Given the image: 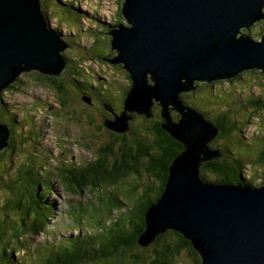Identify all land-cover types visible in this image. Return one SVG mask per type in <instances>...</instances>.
<instances>
[{
	"label": "water",
	"instance_id": "obj_1",
	"mask_svg": "<svg viewBox=\"0 0 264 264\" xmlns=\"http://www.w3.org/2000/svg\"><path fill=\"white\" fill-rule=\"evenodd\" d=\"M121 15L126 25L107 33L117 53L109 62L127 71L131 86L118 115L103 104L114 117L104 125L124 134L131 113L149 119L157 103L160 127L182 146L168 165L160 198L145 211L138 246L146 248L171 230L190 242L200 264H264V182L253 187L203 182V164L223 157L211 147L219 129L178 96L193 90L196 81L264 71V0H124ZM260 21L259 39L241 31ZM68 47L47 25L40 0H0V91L22 73L58 76ZM10 134L0 123V151Z\"/></svg>",
	"mask_w": 264,
	"mask_h": 264
},
{
	"label": "rangeland",
	"instance_id": "obj_2",
	"mask_svg": "<svg viewBox=\"0 0 264 264\" xmlns=\"http://www.w3.org/2000/svg\"><path fill=\"white\" fill-rule=\"evenodd\" d=\"M42 1L52 12L51 19L45 18L50 27L59 30L61 26L56 23L58 21L62 23L65 31L70 30L64 33L70 47L64 49L63 55L67 58L80 56L77 54L79 48L84 47L87 52L110 53V58L116 57L117 53L111 49L106 32L99 34L98 30H88V35L84 34L80 23L75 22L74 14L54 4V1L59 4H69L72 8L73 1L71 3H68L69 0ZM42 1L40 0V7L45 9ZM100 2H107V4L100 5ZM75 4L79 9L89 5L91 6L89 11H92L94 4L100 5L101 9L92 15L93 19L89 18L90 16L87 17V21L90 20L93 25L94 18L98 19L100 24L110 23L111 14L116 10L118 12L120 6L119 0L116 2L101 0L97 3L88 0L86 4L82 0H76ZM85 11L88 14V10ZM116 17L121 18V15L117 14ZM262 24L263 21H260L251 25L252 31L249 32V36L259 39ZM241 31L244 32V29ZM82 34L84 35L81 36ZM92 58V55L89 56L84 66L89 69L94 68L99 73L97 78L104 83V90L111 95H116L115 91L118 92L117 90L127 86V72L123 67L116 66L105 58L98 66L93 65L94 59ZM78 64L79 62H76L74 65L75 69H83L82 64L81 67ZM70 67L69 63L66 69L71 71ZM69 71H62L58 75L59 78L66 81L70 76ZM255 73H257L255 78L244 73L241 77L218 83L196 81L195 83H199V86L188 91L193 92L195 100L201 99L199 102L202 105L201 108L207 109L213 116L229 108L232 119L243 117L240 121L242 128L238 134L247 145H250L249 153L245 149V143L239 146L240 142L237 141L238 143L235 142V145L231 146L233 143L231 138L226 141L221 140L218 144L231 146L229 149L232 153L244 154L243 157L249 161L256 159L260 150L264 149V103L260 106L255 102L247 104L249 109L244 111L237 97L239 95L242 99L241 96L247 92L249 99H264L262 72L256 71ZM77 74L83 76L88 83L94 84L93 78L82 70H77ZM49 85L50 83L38 72L31 71L28 74L18 75L12 87L8 88L7 92L1 93V100L10 105L8 110L12 108L9 114L15 112L9 116L15 115L17 118L15 117L16 121L12 123L14 117H11L12 122L9 123L14 133L12 145L0 151L2 158L0 160V264H47L56 248L77 239L85 240L90 236L104 234L107 228L114 227L113 222L117 218L120 219V216L125 222L124 217L128 214L121 215V213L137 203L138 189L143 186H152V181L147 179L146 174L137 176L131 171L126 176L117 177L112 182L100 179L97 187L88 184L78 189L72 183L64 181L63 178L67 176L68 170L74 169L80 172L88 164H95L97 159L99 160L101 145L114 134L102 126V116H107L109 120L114 117L104 108L96 106L94 102L91 105L88 104L84 97L81 98L76 94L68 82H66L65 91L61 94L51 91ZM209 94L212 97H209ZM118 100L110 103V110L113 114H119L122 110ZM171 108L169 106L170 115L175 116L177 112ZM153 110L157 112L158 106L155 105ZM88 115H91L92 119H89ZM148 121L143 116H137L133 123L135 134H138L144 126L148 127ZM96 127L99 128L96 129ZM236 131L237 128H234L233 132ZM125 135L131 142L130 145L134 147L132 141L134 137L130 133H125ZM114 145L118 148L120 143ZM111 160L110 157L109 164ZM250 166L254 168L255 164ZM251 167L246 168L254 174L256 168ZM258 173L260 174V171ZM205 178L210 182L215 179L214 175L209 172H206ZM35 191L40 200L33 206L32 199L37 198L34 195ZM52 207V211H55L53 217ZM42 211L43 214H52L51 218L49 216L44 220L40 217L37 222V215L41 216ZM37 224L39 229H35ZM119 226L123 225L119 222ZM127 257L128 255L125 256V262L135 264L131 258ZM112 262L114 261H109V263ZM174 264L192 263L183 252L175 258Z\"/></svg>",
	"mask_w": 264,
	"mask_h": 264
},
{
	"label": "trees",
	"instance_id": "obj_3",
	"mask_svg": "<svg viewBox=\"0 0 264 264\" xmlns=\"http://www.w3.org/2000/svg\"><path fill=\"white\" fill-rule=\"evenodd\" d=\"M123 2L124 0H119L120 6L118 8V12L114 13L115 17L114 21L112 22L113 24L110 26L105 23L100 24L99 21L94 18L93 22L96 23V28L93 31L98 30L99 34H102V32L108 33L109 30L116 28L120 24L126 25V21L121 15V4H123ZM54 4L60 9L63 8L66 9L67 12L73 13L76 17L75 22L83 24V22L87 20V14H83V12L78 10L77 7H72V9L70 8L69 4H59L55 3V1ZM42 5H44L43 1ZM44 7L45 9L41 7V12L44 18L51 19L52 12H50L45 5ZM117 14H120L121 18H117ZM88 22L91 23L89 20ZM89 26H92V24L83 26V30L85 29L84 31L86 35H88V30H92V28H88ZM77 30H80L79 26ZM247 31L251 32V27L249 29H244V32ZM78 34L80 36L79 32ZM77 54H80V56L76 55L71 58H67L65 55H63L66 62L64 71H69L66 69L67 64L69 63L71 65L70 68H72V70L69 71L70 76L66 81L60 79L59 76H47L40 74L42 78L50 83L49 89L56 94H61L65 91L66 82H68L69 86L74 88V91L77 95H79L81 98L86 97L88 100H90L88 104L91 105L94 102L99 108H104L103 102L109 103L111 102L109 99L113 101L119 99L118 103H120L119 105L123 110V101L125 100L127 94L126 92L131 86V80L128 73L126 75L128 79L127 86L117 90L118 92L115 91L116 95H111L108 93V91L104 90V83L98 80L97 77L99 73L96 72L94 68L89 69L88 67H84V62L88 61L86 59L91 55L93 56L92 59H94L93 65L98 66L101 64L104 58L109 61L111 59V54H104L103 52L99 53L96 51L87 52L84 47H80ZM76 62H79L78 66L80 67L81 64L83 65L84 70L80 67L79 68L84 73H87V75H90L91 78H93L94 84H91L90 82L89 84L87 80L83 78V76L77 74V70H81L78 68L77 70L75 69L76 67H74V65ZM256 71V69L244 71L241 74H237L236 77H241L245 73L246 75L255 78L256 74L258 73H255ZM261 72V77L263 78L262 81L264 82V71ZM193 85L194 87H198L199 83H194ZM178 96L183 103V106L192 107L199 110L207 120L213 122L219 129V135L217 136V139L211 143V147L222 149L224 156L217 161L204 163L200 168V179L203 182H210L205 178L206 172H209L215 177V179L212 180L214 183L235 185L242 184L253 187L257 186L255 180L259 181L260 179L261 182H264V149L262 151L260 150V153L253 161H249L244 158V154H235L229 149L232 145H235V142L238 141L240 142L239 146H241V143H245V149L248 153L251 150L250 145H247L245 140L240 137V134H238L242 128V123L240 121L243 120V117L239 116V118L232 119L230 117L231 113L229 108L223 112H217L213 116L207 109L203 110L201 108L202 105L199 103L201 102V99L195 100L193 98V92L179 93ZM248 96L249 94L246 92L244 96H241L242 99H240L239 95L237 97V101L242 104L244 111H248L249 109L247 104H253L255 102L258 106H260L261 103H264V99L260 100V98H257L256 100H252L249 99ZM105 97H107V99ZM209 97L212 96L209 94ZM1 99L2 94L0 92V123L7 125L11 132V140L9 141L8 145L10 147L13 142L12 135H14V133L9 123L12 122L11 117H14L12 123H15L14 121H16L17 117L15 115L9 116L15 114V112H11V114H9L12 108L8 110V106L10 107V105L6 104ZM155 105L158 106L157 112L153 110ZM151 114L152 117L148 119V127L144 126L140 131H138V134H135L133 123L136 121L137 116L142 115L131 113V119L128 121V131L125 133H130V135L134 137V139H132L134 142V147L133 145H130L131 142L128 141V138L126 137L127 135H125V133H116L106 128L104 122L107 119V116H102V126L114 134H112L113 137H110L103 145H101L102 148L99 153V160L97 159L95 164H88V166L80 172L74 169L68 170L67 176L65 175L63 179L64 181L77 186L78 189L88 184H91L93 187H97L100 179H106L109 182H112L116 180L117 177L126 176L127 173L131 171L137 176L146 174L148 176L147 179L152 181V186H143L138 189L139 195L136 196L138 199L137 203L130 209H124V212L121 213V215L128 214L126 217H124L126 218L124 220L125 222L122 221L123 219H121L120 216V219L117 218L113 222V228L106 229V233L94 237L90 236L85 240L77 239L69 244H65L62 245V247L56 248L55 251L52 252V258L49 262H47V264H128L125 262L126 255H128L127 258H131L132 262L135 264H174L175 258H177L183 252H185L190 258L192 264H200V257L198 253L191 247L190 242L175 231L167 230L165 233L157 235L154 238V241L146 248H142L137 244V240L145 228V211L150 204L155 203L156 200L160 198V194L164 189L167 179L168 165L170 161L182 150V146L173 140L172 137L160 127L163 119L161 118L160 107L157 103L153 104L151 108ZM84 115L87 116V114ZM5 116L7 117L5 118ZM88 118L92 119V116L88 115ZM143 118L145 117L143 116ZM170 119L172 121H176L178 119V114H175V116L170 115ZM98 128L99 127H96V129ZM234 128H237L236 132H233ZM229 138H231L233 142L231 143V146L227 147L225 144H218L221 142V140L226 141ZM117 143H120L118 148H116L114 145ZM110 157L112 160L109 164L108 159ZM1 159L2 158L0 157V160ZM253 164H255L254 168L250 166ZM246 167H251L252 169L256 168L255 173L253 174V172H251L247 175L245 173ZM256 171H260V174ZM34 195L37 197L36 191L34 192ZM39 200L40 199L38 197L33 198V206L37 204ZM16 208H19L18 204ZM38 209L40 210L39 205ZM47 210L50 213L48 208ZM48 216H51V214H43L42 211L41 216L37 215V222L39 221L40 217L45 220V218H48ZM119 222L123 226H119ZM35 229H39L38 224L37 226L35 225ZM111 260L114 262L109 263Z\"/></svg>",
	"mask_w": 264,
	"mask_h": 264
},
{
	"label": "clouds",
	"instance_id": "obj_4",
	"mask_svg": "<svg viewBox=\"0 0 264 264\" xmlns=\"http://www.w3.org/2000/svg\"><path fill=\"white\" fill-rule=\"evenodd\" d=\"M73 1V6L72 7H76L77 5L75 4V2H76V0H69L68 1V3H71ZM83 1V3H87V1L88 0H82ZM90 1V0H89ZM99 1H101V0H93V2L94 3H97V2H99ZM115 2L117 1V0H114ZM104 3H106L107 4V2H100V5H103ZM95 6H96V4H94ZM99 5V6H100ZM89 6V5H88ZM86 6V7H84V8H82V9H79L78 8V10H80V11H82L83 12V14H87L86 13V11L85 10H88V14H87V16L89 17V18H92L93 19V14H95V12L97 11L96 9H95V6H94V8H92V11H89V10H91V6ZM108 7V6H107ZM101 9V8H100ZM117 12V10L115 11V13ZM89 13H90V15H89ZM115 14L113 13V14H111V16H110V18H111V24H113L112 22L114 21V16ZM96 20H98V19H96ZM56 21V20H55ZM86 21V22H85ZM84 22H83V24H81L80 26H81V28H82V31H83V33L85 34V29L83 30V26H88V24H91L90 22H88L87 20H85ZM90 21V20H89ZM56 23L59 25V26H61V28H59V30H57V29H55L57 32H59L62 36H63V39L66 41V39H65V34L64 33H66V32H69V31H65V29H64V27H63V25H62V23H60V22H58V21H56ZM87 23V24H86ZM110 23H108V25L110 26L111 24ZM47 25L50 27V25L47 23ZM96 23L94 22V25L92 24V30H94L96 27ZM51 28V27H50ZM61 30V31H60ZM71 30H73V29H71ZM84 34H82V36L84 35ZM107 35V34H106ZM67 42V41H66ZM93 42V41H92ZM91 42V43H92ZM68 46H69V44H68ZM70 47V46H69ZM69 47H68V49H69ZM62 55H63V53H62ZM83 66V65H82ZM85 67V66H84ZM8 89V88H7ZM7 89H5V90H2V91H0L1 93L2 92H7ZM86 100H87V102H89L90 100H88V98H86V97H84ZM103 104H105V105H107L109 108L111 107V105H110V103H104L103 102ZM122 112V111H121ZM113 114V113H112ZM117 114V113H116ZM114 115V114H113ZM112 115V116H113ZM118 115V114H117ZM109 120V119H108ZM217 139V138H216ZM222 150V149H221ZM222 152H223V150H222ZM223 156H224V153H223ZM223 158V157H222ZM245 173L248 175L250 172L248 171V168H245ZM255 183L258 185V184H260V183H262L261 181H260V179H259V181H257V180H255Z\"/></svg>",
	"mask_w": 264,
	"mask_h": 264
},
{
	"label": "flooded vegetation",
	"instance_id": "obj_5",
	"mask_svg": "<svg viewBox=\"0 0 264 264\" xmlns=\"http://www.w3.org/2000/svg\"><path fill=\"white\" fill-rule=\"evenodd\" d=\"M105 98L107 99V97H105ZM109 100L111 101V102H109V103H112V102H113V100H111V99H109ZM107 119H109V118L107 117ZM107 119H106V120H107Z\"/></svg>",
	"mask_w": 264,
	"mask_h": 264
}]
</instances>
